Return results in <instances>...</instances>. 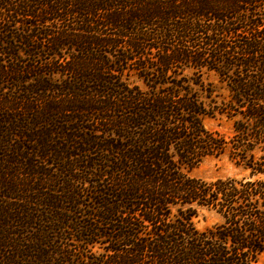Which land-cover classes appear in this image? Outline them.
Wrapping results in <instances>:
<instances>
[{
	"label": "trees",
	"instance_id": "trees-1",
	"mask_svg": "<svg viewBox=\"0 0 264 264\" xmlns=\"http://www.w3.org/2000/svg\"><path fill=\"white\" fill-rule=\"evenodd\" d=\"M204 68L229 139L185 75ZM1 80L0 264L257 262L264 0H0ZM221 155L249 176H190ZM201 209L221 221L200 231Z\"/></svg>",
	"mask_w": 264,
	"mask_h": 264
},
{
	"label": "rangeland",
	"instance_id": "rangeland-1",
	"mask_svg": "<svg viewBox=\"0 0 264 264\" xmlns=\"http://www.w3.org/2000/svg\"><path fill=\"white\" fill-rule=\"evenodd\" d=\"M25 58V56H23ZM3 64L11 65L9 59ZM185 75L190 78L191 85L194 91L199 93L201 100L206 104L208 114L204 117L203 122L206 128L212 132L219 133L225 139H229L234 135L233 120L226 112L220 111V106L229 100L230 92L224 78L217 72L207 68L201 70L189 69ZM124 80L131 86L144 87L136 75L129 74L124 76ZM2 80L0 81L1 84ZM4 82V81H3ZM197 82V83H195ZM6 89L4 91L14 90V82L5 81ZM249 172L242 167L237 166L226 155L208 156L202 160L196 167L190 171V176L202 179L205 181H214L221 178L248 177ZM221 221V217L214 211L208 209H201L194 218V225L200 231H205L213 227ZM104 247H96L92 252H88V256H96L104 253ZM255 264H264V251L258 256Z\"/></svg>",
	"mask_w": 264,
	"mask_h": 264
}]
</instances>
